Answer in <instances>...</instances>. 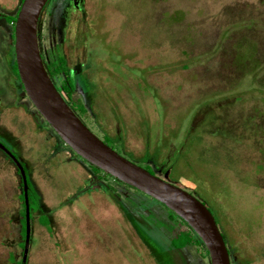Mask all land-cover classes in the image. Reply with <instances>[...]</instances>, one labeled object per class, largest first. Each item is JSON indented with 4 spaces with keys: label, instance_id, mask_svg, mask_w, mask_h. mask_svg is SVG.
<instances>
[{
    "label": "rangeland",
    "instance_id": "obj_1",
    "mask_svg": "<svg viewBox=\"0 0 264 264\" xmlns=\"http://www.w3.org/2000/svg\"><path fill=\"white\" fill-rule=\"evenodd\" d=\"M66 3L50 1L41 43L48 61L63 49L69 66L93 81L92 87L86 81L76 86L87 110L82 121L120 156L145 170H159L158 178L196 197L214 216L227 245L232 247L235 238L241 246L261 250L264 264V0H86L84 12L73 13L65 25ZM0 23V141L9 147L20 141L23 153L14 152L36 160L42 177L37 183L57 203H74L63 212L89 219L110 214L109 228L102 227L107 239L104 232L93 234L88 264H166L165 241L174 232L195 235L158 202L98 172L104 186L127 199L143 228L158 229L165 237L158 239L163 251L155 259L143 237L115 221L107 193L95 192V203L90 197L84 204L76 164L68 162L59 144L44 139L47 129L56 134L25 93L13 89L20 84L13 82L9 67L10 55L15 59L13 26ZM64 79L58 75L55 82L61 85ZM21 191L16 166L0 151V264L22 259ZM76 222H64L68 227L59 237L87 244L88 232L75 230L79 237H74ZM39 224L57 239L48 218L41 217ZM119 229L126 230L125 242ZM47 249L52 250L48 259L39 254L41 264L61 259L72 264L76 256L55 251V241ZM182 254L187 264H210L200 246ZM173 257L174 264H182L179 255Z\"/></svg>",
    "mask_w": 264,
    "mask_h": 264
},
{
    "label": "water",
    "instance_id": "obj_2",
    "mask_svg": "<svg viewBox=\"0 0 264 264\" xmlns=\"http://www.w3.org/2000/svg\"><path fill=\"white\" fill-rule=\"evenodd\" d=\"M49 1L23 0L14 29L15 62L29 101L74 154L106 175L159 202L181 218L205 246L210 264H230L224 238L210 210L190 193L120 156L89 130L58 91L43 62L38 37L40 17ZM0 147L17 165L22 178L27 227L22 264H27L31 241L28 178L19 161Z\"/></svg>",
    "mask_w": 264,
    "mask_h": 264
},
{
    "label": "crops",
    "instance_id": "obj_3",
    "mask_svg": "<svg viewBox=\"0 0 264 264\" xmlns=\"http://www.w3.org/2000/svg\"><path fill=\"white\" fill-rule=\"evenodd\" d=\"M22 2H23V0H0V14H3L5 16H11V17L15 16L19 12ZM0 19L2 20V22L6 21L4 18L0 17ZM0 25H1V23H0ZM12 35H13V31H12ZM7 46L9 47L8 43H7ZM10 46H11L10 48L13 50V46H14L13 39H11V45ZM8 47H7V49H9ZM11 53H12V51H11ZM50 143H52V141ZM57 144L60 145L59 146L60 149L65 153L68 162L76 164L75 165L76 168H74V169H77L78 174H79L78 175L76 173L77 177H78V183H79V185H81V188L83 190L81 193V194H83V196L81 197L82 201L84 202V204H87L90 197H91L93 203H95V196H93V194H95V192L92 190L89 191V189L87 188L89 182H91L90 179L93 177L91 170L87 169L86 164L79 161L77 158H73V156H71L72 151L69 148H66L64 146L65 144H63L62 142H59ZM35 161L36 160L31 161V163L33 165H35L36 164ZM38 168L39 167L35 168V170L33 171L32 180L34 182V185L36 186V189L38 190V194L40 195V198L42 201L41 202L42 209H41V212H37L33 215L34 218L32 220V229H31V240L33 239V244H32V242H30V244H31V247H29L30 260H28L27 264H41L42 257L40 259L39 254L40 253L42 255L45 254V257L47 258V254L50 251H52L51 250L52 248L47 249L48 246H50L51 241H55V249H54L55 251L61 248L60 252L69 253V254L71 253V254H73V256L76 255L73 257V259H71V261H73L72 264H88L89 259H88L87 255L90 254L91 251L93 250V247H92L93 246V244H92L93 234H96L98 232L100 234H102V232H104L103 238L107 239V235H106L107 230L106 231L102 230V227H108L109 228V226H110L109 223L111 220V219H109L110 214H108L107 217L105 216V214H101L99 216H93V218L89 219L86 216H83V214H80L77 216L73 215V217H72L70 213H65V212H70V211H64L63 212L62 211L63 209H69V208L75 206L74 203H72L70 205L68 203H65V205L57 203L55 201V199L52 198L53 193H51L49 189H43L37 183L36 177H41L38 174V170H37ZM89 192H92V194H90ZM47 194L49 196H46ZM79 196H78V198H79ZM77 201H79V200H77ZM77 201L75 203H77ZM112 204H113L112 207L115 208L113 210L114 211L113 215H115V217H116L115 221H118L120 224H121V222H123L125 227L127 226V224H129V226L133 229L132 235L137 234L140 237V239L142 240V237H144L142 235V231H140L141 229L139 230L135 226L134 222H132V220H131L132 218L128 214V212H126V210H124V208H122L118 202L113 201ZM131 214L135 216V212H131ZM43 216L48 218L51 221L50 225H51V227H53V230L55 231V236H57V239H56V237H53L45 227H42L39 224L41 217H43ZM70 221L72 223H74V221L78 222V224H77V222L75 223V225H76L75 227L71 223L73 231H74V232H72L74 237H76V238L79 237L75 233V230H79L80 232H86V233L88 232L87 235H89V236L87 237V244H81L82 242L80 243L78 241L79 244L72 245V243L69 244L65 238L59 237V234L64 232V228L68 227V226H66L68 224L67 223L64 224V222H70ZM79 221L81 223H79ZM96 221L100 222V224L95 223ZM19 225H20V232H21V221H19ZM119 231L123 233L124 236H122V239H124V242H125L126 241L125 240L126 230L125 229L124 230L119 229ZM109 232L110 231H108V233ZM82 236H86V235L84 233H82ZM91 238H92V241H91ZM119 238H120V235H119ZM35 240L39 243L34 244ZM64 240H65V243H64ZM171 240H170V244H171ZM109 243H110V238H109ZM144 243L146 244L145 241H144ZM42 244L45 245L44 249H42ZM37 246H39V248H37ZM146 247L148 248L149 251H151V254H152V252H155L152 254V257H154L155 259H156V252L163 251V250H160L159 243H157V244L154 243V246L152 248L149 244H146ZM188 247L189 246H186V247L180 249L179 253L181 254L182 257H183L182 253L185 252L188 249ZM168 248H169V246H168ZM102 251H104V249H102ZM171 253L172 254L175 253V255H178L177 251H175V250L171 251ZM69 258H71V257H69ZM74 258H77L76 259L77 261L74 260ZM59 261H61V262H59ZM59 261L55 260V264H63V263L66 264V262H62V261H64L62 259ZM47 262H49V261L46 260L44 262V264H48ZM166 264H168L167 260H166Z\"/></svg>",
    "mask_w": 264,
    "mask_h": 264
},
{
    "label": "flooded vegetation",
    "instance_id": "obj_4",
    "mask_svg": "<svg viewBox=\"0 0 264 264\" xmlns=\"http://www.w3.org/2000/svg\"><path fill=\"white\" fill-rule=\"evenodd\" d=\"M51 1V0H50ZM50 1L48 2V4L46 5V7L44 8V10H43V12H42V14H41V17H40V21H39V27H38V37H39V43H40V50H41V56H42V59H43V62H44V64H45V67H46V70H47V65H49V66H51V64H50V62L51 61H48L47 60V56H46V52H45V50L43 49V47H42V43H41V41H42V26H43V24H42V17H43V14L45 13V11H46V9H47V7H48V5H49V3H50ZM85 2H86V0H67V3H66V6H65V10H64V12H63V20L65 19V25H67L68 23H69V21H70V18L72 17V15H73V13H76V12H84V9H85ZM0 17L1 18H3V17H5V15H3V14H0ZM65 28H66V26H65ZM65 30V29H64ZM64 41H65V39H64ZM12 54V53H11ZM61 54H62V56H64L65 57V60H66V66H67V70H68V72H69V77L72 79V81H73V83L75 84V86H77V83H80V84H82L84 81H86V83H87V86L89 85L90 87H92L91 85L93 84L92 82V80H90L89 79V77H88V75H86V76H84V74L82 75V73H80V72H78L76 69H74V68H71L70 66H69V64H68V59H67V56L65 55V53H64V50L63 49H61ZM10 59H11V61L13 60V55H10V57H9ZM9 67H10V71H11V73H12V70H11V64L9 65ZM47 72H48V70H47ZM49 74V73H48ZM12 75H13V73H12ZM61 75H63V76H65V79L62 81V83H61V85H58V84H56V82H55V78H56V76H58V75H56L52 80H53V82H54V84H55V86H56V88L58 89V91L60 92V89H61V87H62V84H63V82L65 81V80H67V78H68V76L67 75H64V74H61ZM50 76V75H49ZM13 77H14V75H13ZM85 79V80H84ZM14 81H18L15 77H14V79H13V82ZM19 82V81H18ZM17 82V83H18ZM16 83V84H17ZM84 84V83H83ZM20 86H21V88H20ZM17 89H16V88ZM15 87L13 88V89H15L16 91H17V93L18 94H21L20 92L22 91L23 93H25V91H24V88H23V86L21 85V83L20 84H17V86L15 85ZM63 96V95H62ZM25 97H26V99L27 100H29L28 99V97H27V95H26V93H25ZM65 99V98H64ZM1 100H3L2 99V97L0 98V101ZM30 102V101H29ZM69 105V104H68ZM2 112V109L0 110V113ZM38 113V112H37ZM39 114V113H38ZM40 116V115H39ZM41 117V116H40ZM81 117H82V119H84L85 120V118H84V116L83 115H81L80 114V119H81ZM42 118V117H41ZM81 119V120H82ZM84 123V122H83ZM85 124V123H84ZM86 125V124H85ZM47 134L46 135H44V139H47V142H51L52 141V143H55V144H57V143H59V142H62L56 135H54V134H52V132H49V130L47 129ZM63 143V142H62ZM64 144V143H63ZM0 145L2 146V147H4L8 152H10L18 161H19V163H20V165L22 166V168L25 170V173H26V175H27V178H28V182H30V184L34 187V189L36 190V192L38 193V190L36 189V186L34 185V182H33V180H32V173H33V171L35 170V168H37V164H35V165H33L32 163H31V160L30 159H27V158H24V154H23V156L22 157H20V158H18L17 157V155L15 154V152L16 151H19L20 153H23V145H21V143H20V141H15L14 140V142L12 143H10V147L9 146H6L5 144H3L1 141H0ZM66 148H68V146H66V145H64ZM13 150V151H12ZM0 151H2L3 152V154L6 156V158L7 159H9L15 166H16V168H17V173H18V175H19V178H20V188H21V195H20V197L22 196V194H24V187H23V183H22V178H21V175H20V171H19V168L17 167V165L13 162V160L11 159V157L10 156H8V154L6 153V151L4 150V149H2L1 147H0ZM15 151V152H14ZM76 155V154H75ZM74 155V153L72 152L71 153V156H74V158L76 157L77 159H78V157L77 156H75ZM81 159V158H80ZM87 162H85L84 164H86ZM149 163V164H148ZM88 164V163H87ZM90 167H91V172H92V178L90 179L91 180V182H89V184H88V186H87V188L89 189V191H94V192H101V193H103V192H105V193H107L108 194V196L109 197H111L112 199H113V201H115V202H118L119 204H120V206L122 207V208H124V210H126V212H128V214L131 216V220H132V222H134V224H135V226L140 230V231H142V235L144 236L143 238H144V241L146 242V244H149L151 247H153L154 246V243L155 244H157V243H159L160 241L158 240L159 238H162L163 240H166L165 239V237L159 232V230L158 229H155V228H143V226H142V224H139V222H138V216L136 215V213H135V216L134 215H132L131 214V212H133V210L132 211H130V210H128V207H127V199H124V201H122V199L120 198V197H118V196H116L115 195V193L114 192H111V190H109L106 186H104L103 184H102V181H100V180H98L97 179V177H96V174H95V172H98V173H101V176L103 177V176H106V177H110V176H108V175H106L105 173H103L101 170H96V169H94L93 167H92V165H90V164H88ZM145 165H146V167L147 168H149V166H152V164H150V162H145ZM151 170L149 171L148 169H147V171H149V173L151 172L154 176H156V174H158V171L159 170H157V169H154L153 167H151L150 168ZM27 170L28 171H30V176H28V173H27ZM159 175V174H158ZM156 177H158V176H156ZM112 178V177H111ZM114 179V178H113ZM114 180H116V179H114ZM117 181V180H116ZM117 182H119V181H117ZM121 183V182H120ZM122 184V186L124 187V186H127V185H125V184H123V183H121ZM119 185V184H118ZM120 186V185H119ZM95 188V189H94ZM126 188H131V187H129V186H127ZM179 188V187H178ZM143 194V193H142ZM39 195V194H38ZM19 197V198H20ZM39 197H40V195H39ZM152 199V198H151ZM20 200V202H21V207H22V201H21V199H19ZM130 202H132L131 200H129ZM155 201V200H154ZM41 198H40V206L42 205L41 204ZM157 202V201H156ZM158 204H160L159 202H158ZM160 206L161 207H163L168 213H170L173 217H177L180 221H182L189 229H190V231L195 235V236H193L194 237V240H196V238H199L196 234H195V232L181 219V218H179L177 215H175L172 211H170L169 209H167L165 206H163L162 204H160ZM41 209H42V207H41ZM135 210H136V207H135ZM145 211H147L146 209H145ZM39 212H41V210L39 211ZM37 213V212H36ZM134 214V213H133ZM34 215V214H33ZM21 216V215H20ZM21 219H22V217H21ZM247 221H249V219L247 220ZM238 222H239V220H238ZM141 223V222H140ZM217 223V222H216ZM252 225L253 224H250V227H252ZM150 226V225H149ZM174 231V230H173ZM183 231H179V232H174L175 233V235H173V237L170 239L171 240V244H170V240H166L165 242H166V248H167V250H166V248L164 247L163 249H164V251H167V252H170V254H169V256L167 257V263L168 264H174V257L173 256H178V255H180V259L182 260L181 262H182V264H187V262L185 261V259L181 256V254L179 253V251H180V249H177V248H174L173 246H172V242H173V239L174 238H176L179 234H181ZM221 232V231H220ZM21 233V232H20ZM189 234V233H188ZM222 234V233H221ZM148 235H151V236H154V238H156L157 239V241H153L152 239H150L149 237H148ZM223 236V235H222ZM224 238V237H223ZM252 238V235H250V238L249 239H251ZM200 240V239H199ZM236 239L234 238L233 239V241H234V245L232 246V247H230V244H228L227 245V243H226V241H225V239H224V241H225V244H226V247H227V249H228V253H229V257H230V264H260V253H261V250H259L260 252H258L257 250H255V249H253V247H245V246H241L240 244H239V242H237V241H235ZM167 241H169V242H167ZM31 242V241H30ZM200 242H201V240H200ZM251 242V241H250ZM202 243V242H201ZM233 243V242H232ZM236 243V244H235ZM203 244V243H202ZM165 245V244H164ZM168 246H169V248H168ZM190 246H197V247H202L203 249H204V251H205V253L208 255L207 257H209V254H208V252H207V250H206V248H205V246L204 245H200V244H195V243H193L192 245H189V247ZM30 247V246H29ZM188 247V248H189ZM169 249V250H168ZM173 250H175V251H177V253H178V255H172V253H171V251H173ZM24 251V250H23ZM262 253H264V252H262ZM29 255V254H28ZM27 262H28V260H27Z\"/></svg>",
    "mask_w": 264,
    "mask_h": 264
},
{
    "label": "trees",
    "instance_id": "obj_5",
    "mask_svg": "<svg viewBox=\"0 0 264 264\" xmlns=\"http://www.w3.org/2000/svg\"><path fill=\"white\" fill-rule=\"evenodd\" d=\"M17 17H18V13L13 17L11 16L3 17L4 19L7 20L9 24L13 26V35H12L13 42H14V29H15ZM51 58H52L50 62L51 66L47 65V70H48L50 77L53 79L56 75H61V74L68 76L67 80H65L62 84L60 93L63 95L66 102L69 104V106L72 108V110L77 114L79 118H80V114L86 117L87 110L84 104L81 102L80 98L76 94V86L73 83L72 79L69 77V72L67 70V66H66L67 63H66L65 57L62 56V54L59 51H57L52 55ZM11 70H12L14 77L19 81V83H21L19 75H18L17 64L15 62L14 57L11 62ZM93 168L99 171V169H97L96 167H93ZM28 185H29V203H30V211H31V218H32L33 214L41 210L40 197L38 193L36 192V190L34 189V187L30 184V182H28ZM21 201H22V208H21L22 209L21 211L22 219L21 220L25 222L26 220H25L24 194H22L21 196ZM25 227H26V224L22 225L21 223V238L23 240L21 244H22L23 250L25 246V237H26ZM193 243L203 245L200 242L199 238H196V240H194L193 236H191L188 233L182 232L176 238L173 239L172 246L174 248L181 249L186 246L192 245ZM22 257H23V254H22ZM15 264H22V259Z\"/></svg>",
    "mask_w": 264,
    "mask_h": 264
}]
</instances>
